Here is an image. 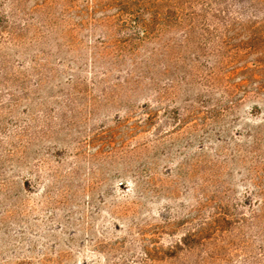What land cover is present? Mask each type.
Masks as SVG:
<instances>
[{
	"label": "rangeland",
	"instance_id": "rangeland-1",
	"mask_svg": "<svg viewBox=\"0 0 264 264\" xmlns=\"http://www.w3.org/2000/svg\"><path fill=\"white\" fill-rule=\"evenodd\" d=\"M0 264H264V0H0Z\"/></svg>",
	"mask_w": 264,
	"mask_h": 264
},
{
	"label": "bare ground",
	"instance_id": "bare-ground-1",
	"mask_svg": "<svg viewBox=\"0 0 264 264\" xmlns=\"http://www.w3.org/2000/svg\"><path fill=\"white\" fill-rule=\"evenodd\" d=\"M56 228V227H55ZM64 236V235H63ZM60 241V240H59Z\"/></svg>",
	"mask_w": 264,
	"mask_h": 264
}]
</instances>
